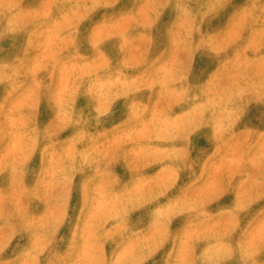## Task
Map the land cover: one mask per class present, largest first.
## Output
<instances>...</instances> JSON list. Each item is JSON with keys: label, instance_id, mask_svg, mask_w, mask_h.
I'll return each mask as SVG.
<instances>
[{"label": "clouds", "instance_id": "clouds-1", "mask_svg": "<svg viewBox=\"0 0 264 264\" xmlns=\"http://www.w3.org/2000/svg\"><path fill=\"white\" fill-rule=\"evenodd\" d=\"M0 264H264V0H0Z\"/></svg>", "mask_w": 264, "mask_h": 264}]
</instances>
